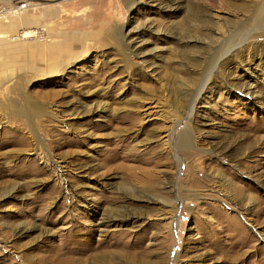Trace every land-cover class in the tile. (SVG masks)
<instances>
[{"label":"rangeland","instance_id":"obj_1","mask_svg":"<svg viewBox=\"0 0 264 264\" xmlns=\"http://www.w3.org/2000/svg\"><path fill=\"white\" fill-rule=\"evenodd\" d=\"M24 1L0 0V264H264L261 0Z\"/></svg>","mask_w":264,"mask_h":264},{"label":"bare ground","instance_id":"obj_2","mask_svg":"<svg viewBox=\"0 0 264 264\" xmlns=\"http://www.w3.org/2000/svg\"><path fill=\"white\" fill-rule=\"evenodd\" d=\"M264 0H261L260 1V5L262 6V7H264V2H263ZM25 2V1H24ZM27 2V3H26ZM26 2H25V4H23V6L21 7V6H17L18 8H15L14 10L12 9L11 10V14L12 15H16V14H21L24 10H25V8H28V7H30L31 5H33V3L30 1V0H26ZM245 6V5H244ZM243 5L242 6H239V8L241 7L242 9H244L245 7H244ZM22 8H24V9H22ZM17 9V10H16ZM16 10V11H15ZM5 12V10H0V14L2 13V16L5 14L4 13ZM16 13V14H15ZM32 31H27V32H25V33H23V38L24 37H28V36H31V33ZM34 34V33H33ZM31 106V105H30ZM33 107V106H32ZM31 109V108H30ZM31 111H32V109H31ZM113 264H115L114 262H112Z\"/></svg>","mask_w":264,"mask_h":264},{"label":"crops","instance_id":"obj_3","mask_svg":"<svg viewBox=\"0 0 264 264\" xmlns=\"http://www.w3.org/2000/svg\"><path fill=\"white\" fill-rule=\"evenodd\" d=\"M42 15H43L44 17H46V13H45V11H43ZM16 18H18V16H16ZM25 31H27V30H25ZM25 31L23 30L22 33H24ZM21 36H22V34H21Z\"/></svg>","mask_w":264,"mask_h":264},{"label":"water","instance_id":"obj_4","mask_svg":"<svg viewBox=\"0 0 264 264\" xmlns=\"http://www.w3.org/2000/svg\"><path fill=\"white\" fill-rule=\"evenodd\" d=\"M44 1V3H50L51 2V0H43Z\"/></svg>","mask_w":264,"mask_h":264},{"label":"built area","instance_id":"obj_5","mask_svg":"<svg viewBox=\"0 0 264 264\" xmlns=\"http://www.w3.org/2000/svg\"><path fill=\"white\" fill-rule=\"evenodd\" d=\"M23 4H24V3H20V4H19V6H21V7H22V6H23Z\"/></svg>","mask_w":264,"mask_h":264}]
</instances>
